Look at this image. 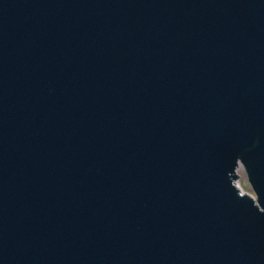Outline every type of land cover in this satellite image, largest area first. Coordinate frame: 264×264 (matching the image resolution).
I'll use <instances>...</instances> for the list:
<instances>
[{"label": "water", "instance_id": "obj_1", "mask_svg": "<svg viewBox=\"0 0 264 264\" xmlns=\"http://www.w3.org/2000/svg\"><path fill=\"white\" fill-rule=\"evenodd\" d=\"M0 264H264V0H0Z\"/></svg>", "mask_w": 264, "mask_h": 264}, {"label": "bare ground", "instance_id": "obj_2", "mask_svg": "<svg viewBox=\"0 0 264 264\" xmlns=\"http://www.w3.org/2000/svg\"><path fill=\"white\" fill-rule=\"evenodd\" d=\"M236 172L239 176H241L243 173H245V167L242 163H239ZM237 185L240 188L241 192H245V189L241 183V181H237ZM252 196H254L255 198H257V195L255 194V191L253 190V192L250 193Z\"/></svg>", "mask_w": 264, "mask_h": 264}, {"label": "rangeland", "instance_id": "obj_3", "mask_svg": "<svg viewBox=\"0 0 264 264\" xmlns=\"http://www.w3.org/2000/svg\"><path fill=\"white\" fill-rule=\"evenodd\" d=\"M238 180L241 181V183H242V185H243V187H244L246 192H249V193L253 192V189H252V187H251V185L249 183L246 171L241 176H239Z\"/></svg>", "mask_w": 264, "mask_h": 264}]
</instances>
